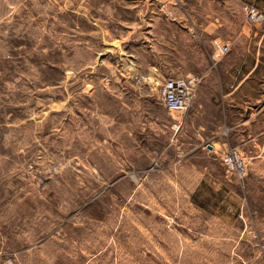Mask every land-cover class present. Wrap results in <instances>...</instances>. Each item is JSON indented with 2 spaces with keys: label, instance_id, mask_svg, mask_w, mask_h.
Wrapping results in <instances>:
<instances>
[{
  "label": "rangeland",
  "instance_id": "1",
  "mask_svg": "<svg viewBox=\"0 0 264 264\" xmlns=\"http://www.w3.org/2000/svg\"><path fill=\"white\" fill-rule=\"evenodd\" d=\"M213 1L0 0V262L264 264V1L179 29Z\"/></svg>",
  "mask_w": 264,
  "mask_h": 264
},
{
  "label": "crops",
  "instance_id": "2",
  "mask_svg": "<svg viewBox=\"0 0 264 264\" xmlns=\"http://www.w3.org/2000/svg\"><path fill=\"white\" fill-rule=\"evenodd\" d=\"M241 1L242 0H229V1L217 0V1H213V3L209 2V6H207V5L206 6L194 5V6H189V7L183 8L182 10L178 9L181 13H183L186 16L184 22H187L188 18H191V19H193V21H195V22H193V25L190 22H187L188 23L187 26L185 25L186 23L185 24L183 23V24H181V26L178 25V27L181 30H182V28L183 29L188 28L189 30L190 29L204 30L207 32H209L210 30H218L222 27H225L224 25L228 21H232V20L234 21L235 20V18H233V16H236V13L240 12L239 7L241 4ZM259 1L261 2L264 0H259ZM254 2H255V0H254ZM218 4H219V7H217ZM258 7L261 8V10L264 13V4L263 5L258 4ZM234 8L235 9L237 8V10L235 11ZM186 18H187V20H186ZM258 23H260V22L258 21ZM147 25H149V24H147ZM245 28H246V26L243 27V29H245ZM209 33L211 34V32H209ZM194 37H196V34L194 35ZM217 38L222 39V41H225V39H226L223 36H218ZM263 38H264V23H263V27H262V36H261L260 41H259V48H258L257 59H256V63H258V64L263 60V57L260 54ZM196 60H203V58H197ZM187 74H190V73H187ZM187 74H184V75H187ZM249 74H250V72L245 74V76L243 77V80H241L236 86H234V89L231 90V92H234L237 89H239L240 86L242 85L244 79L249 77ZM179 76H183V75H179ZM259 81H260V79H259ZM262 95H264V93ZM263 105H264V100H263ZM259 107H260V105H258V108ZM252 110H253V106H250V105H246L243 108L245 116L242 117V123L241 124H246V122L250 119ZM257 169H264V151L258 153Z\"/></svg>",
  "mask_w": 264,
  "mask_h": 264
},
{
  "label": "built area",
  "instance_id": "3",
  "mask_svg": "<svg viewBox=\"0 0 264 264\" xmlns=\"http://www.w3.org/2000/svg\"><path fill=\"white\" fill-rule=\"evenodd\" d=\"M245 12L250 21H261L264 19L263 11L255 5L246 4ZM223 48H227V45H223ZM199 82L200 77L195 73L167 77L158 88V96L171 111L184 113L195 98L196 88ZM234 161L238 166H242V161L238 156H235ZM8 262L12 263V261ZM0 264L7 263L4 261L0 262Z\"/></svg>",
  "mask_w": 264,
  "mask_h": 264
}]
</instances>
